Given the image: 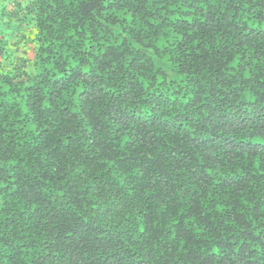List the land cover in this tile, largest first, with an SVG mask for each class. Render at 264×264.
I'll return each mask as SVG.
<instances>
[{
    "label": "trees",
    "instance_id": "16d2710c",
    "mask_svg": "<svg viewBox=\"0 0 264 264\" xmlns=\"http://www.w3.org/2000/svg\"><path fill=\"white\" fill-rule=\"evenodd\" d=\"M0 264H264V0H0Z\"/></svg>",
    "mask_w": 264,
    "mask_h": 264
}]
</instances>
